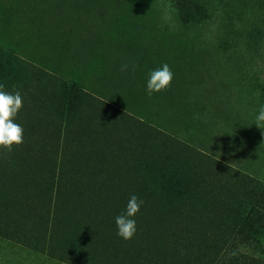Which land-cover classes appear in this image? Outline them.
Masks as SVG:
<instances>
[{"label": "rangeland", "instance_id": "rangeland-1", "mask_svg": "<svg viewBox=\"0 0 264 264\" xmlns=\"http://www.w3.org/2000/svg\"><path fill=\"white\" fill-rule=\"evenodd\" d=\"M189 1L201 18H183L180 0H0V84L24 102L15 120L24 143L0 150V264H83L71 248L88 264L129 260L112 235L130 199L126 185L162 188L173 167L191 175L197 166L169 141L232 172L210 178L214 217L201 214V196L186 202L195 204L194 222L213 225L194 232L185 215L168 252L215 264L233 245L264 263V231L231 228L250 191L239 179L264 185V130L255 125L264 105V0ZM165 63L172 86L149 98L148 74ZM73 84L108 113L85 100L78 107Z\"/></svg>", "mask_w": 264, "mask_h": 264}, {"label": "trees", "instance_id": "trees-1", "mask_svg": "<svg viewBox=\"0 0 264 264\" xmlns=\"http://www.w3.org/2000/svg\"><path fill=\"white\" fill-rule=\"evenodd\" d=\"M179 11L182 17L186 19H192V17L196 18L197 16L195 15H198L199 18L202 17V9L191 3L189 0H180ZM3 71V66L0 64V73ZM72 89L73 98L75 99L76 104H78V107L81 102L85 100L89 104H92L96 110L108 113L107 110H109V108L106 103L104 104L101 101H98L96 98L88 96L85 92L80 90L77 84H73ZM126 121L131 123V118L127 117ZM155 134L159 137L162 135L157 130H155ZM165 146L169 147L168 149L170 150L177 148L182 153L187 154L190 157L188 162L194 161L197 166H194V172L192 169L190 170L193 172L191 175L187 173L184 174L183 171L173 167V171L171 173L167 175L164 174L162 177V188H154L149 183H141L140 181H138V186H133L134 188L131 187V189V183L126 185V190L129 191V198L132 195H136L144 201V204L142 205L140 212L134 217L137 223V233L135 237L129 241H125L123 239L121 240L126 243V246L119 248L120 251H125L126 253H128V251L131 252L129 260L122 264H185L179 257V248H176L177 250H175L177 256L168 252V248L171 246V236L182 229V225L180 223L184 221H181V218L185 215H190L192 219L186 220L183 225L187 224L189 225L188 227H191L190 229H192L194 232L199 231L200 233L203 231L207 232L208 228L211 227L216 221L214 219L212 222L210 221V224H208V221L203 224L194 222V218H197V213H195V210H193L195 204L190 203L191 205L186 206V202L187 200L191 199L196 202L195 198L198 200L201 196L208 203L206 204L207 207H205V205L202 206L203 211L201 214H204L207 217H214L216 214L213 211L212 206L215 204V198L212 197L213 194L211 191L212 188L210 178H216L220 173L225 174V176L228 177L231 175L230 172L232 171H230L228 168L227 171H225L223 166L210 159V161H208L209 165L205 166V164L202 162L204 160V156L199 153L197 154L198 158L193 157L194 150L192 148H190V151L186 146L176 147L170 141L167 142ZM122 147L124 148L125 146L122 145ZM168 159L171 162L173 159H175V156H172ZM124 164L127 165L129 170H132L134 168L132 156L131 159L126 158ZM122 169L123 167L118 166L114 171L117 174L121 176L124 175L125 178H127L126 175L128 176L130 174L128 172L126 174L121 172ZM201 170H209L213 172V174L209 175V177L206 176L208 179L203 180L198 178L197 172L201 173ZM242 178L239 179L240 185L247 189L250 187V191L247 190L245 195H248V198L245 200L239 212L235 214L233 213L231 216V228L235 227V231L238 235H243L248 230L260 234L264 231V185L262 184V181L259 180L250 179L248 181ZM202 183L207 185H204L201 192L200 186ZM56 203L57 200H55V204ZM114 225L115 227L113 228L112 235L114 234L115 241L117 242V239L121 238L117 235L116 224ZM225 229L227 230V228ZM61 230L67 234L66 223L62 224ZM75 237L83 238L80 235H76L73 237V240H75ZM71 249V252H73L72 261H80L83 264H88L83 256H79L78 258L79 253L76 251L74 252L73 248ZM206 254H208V252ZM215 264L264 263L257 258L250 257L247 254L240 252L233 245H229L222 255L217 256Z\"/></svg>", "mask_w": 264, "mask_h": 264}, {"label": "clouds", "instance_id": "clouds-1", "mask_svg": "<svg viewBox=\"0 0 264 264\" xmlns=\"http://www.w3.org/2000/svg\"><path fill=\"white\" fill-rule=\"evenodd\" d=\"M128 65H122L121 71H126ZM133 70H135L133 66ZM174 73L165 63L161 67L151 70L147 79V95L149 98L154 93H160L171 88ZM0 84V150L11 153L14 148L24 143V128L16 123V117L23 108V97L20 91L14 93L4 90ZM257 128L264 130V105L258 109L255 117ZM144 201L132 195L127 202L126 211L115 218L117 235L125 241L133 239L137 233V223L134 217L140 212Z\"/></svg>", "mask_w": 264, "mask_h": 264}]
</instances>
